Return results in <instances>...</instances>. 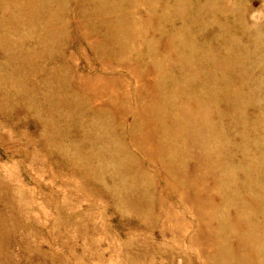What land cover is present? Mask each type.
Wrapping results in <instances>:
<instances>
[{
    "label": "rangeland",
    "instance_id": "rangeland-1",
    "mask_svg": "<svg viewBox=\"0 0 264 264\" xmlns=\"http://www.w3.org/2000/svg\"><path fill=\"white\" fill-rule=\"evenodd\" d=\"M0 264H264V0H0Z\"/></svg>",
    "mask_w": 264,
    "mask_h": 264
}]
</instances>
